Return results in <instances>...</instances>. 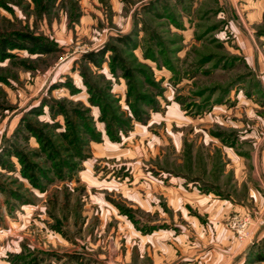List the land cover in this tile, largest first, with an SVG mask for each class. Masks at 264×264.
Returning <instances> with one entry per match:
<instances>
[{
    "label": "rangeland",
    "instance_id": "374dc122",
    "mask_svg": "<svg viewBox=\"0 0 264 264\" xmlns=\"http://www.w3.org/2000/svg\"><path fill=\"white\" fill-rule=\"evenodd\" d=\"M3 37L0 264H264V0H0Z\"/></svg>",
    "mask_w": 264,
    "mask_h": 264
},
{
    "label": "crops",
    "instance_id": "0c3cea01",
    "mask_svg": "<svg viewBox=\"0 0 264 264\" xmlns=\"http://www.w3.org/2000/svg\"><path fill=\"white\" fill-rule=\"evenodd\" d=\"M261 158H262V160H261L262 164L264 166V153L261 155ZM188 194L189 195H183L182 196L180 189H178V187H177L172 193V196H171L172 202L178 203L182 197L187 198V201L184 202V204H186V205H183L181 207V210L186 209L189 212L192 209H194L195 211L193 213L191 212L192 213L191 215H193L197 225L199 223L196 220L197 219L200 220L201 216L205 215L207 213L206 215H208V217L212 219V220L210 219V221L213 223V226H214L213 230H215V232H216V240L219 242V241H222L223 239H225L226 234H227L226 233L227 228L225 227V225L222 223V221L219 218L221 216V214H225V212L228 208L225 198L224 199L223 198L220 199V197L215 198L216 196H214L212 194V191L201 192L197 188L190 190L188 192ZM187 202H189V203H187ZM183 207H184V209H183ZM203 210L206 211V213H204ZM159 229L163 230L164 228L159 227ZM155 230L157 231L158 229L156 228ZM172 230H174V228ZM142 235H144V234H142ZM175 236L177 237L176 239L180 238L179 234H175ZM174 244H175V242H174ZM174 244L169 243L168 245H174ZM162 245H163V241H162ZM202 263L203 262H201V264Z\"/></svg>",
    "mask_w": 264,
    "mask_h": 264
},
{
    "label": "trees",
    "instance_id": "16d2710c",
    "mask_svg": "<svg viewBox=\"0 0 264 264\" xmlns=\"http://www.w3.org/2000/svg\"><path fill=\"white\" fill-rule=\"evenodd\" d=\"M16 36L19 39H22L24 41H27L29 43V46L25 49H28L32 53H49L54 50L51 43L48 41H45L42 37L37 36L33 33H23L18 32L16 33ZM17 40L11 39L9 37H3L0 39V61L3 59H6L9 57L10 52H8L9 49H15L18 48L19 44L16 42ZM94 52H90L86 54V57H89L94 60Z\"/></svg>",
    "mask_w": 264,
    "mask_h": 264
},
{
    "label": "built area",
    "instance_id": "2783aa9c",
    "mask_svg": "<svg viewBox=\"0 0 264 264\" xmlns=\"http://www.w3.org/2000/svg\"><path fill=\"white\" fill-rule=\"evenodd\" d=\"M241 224L244 225V223H241ZM241 224H240V225H241ZM240 225H239V226H240Z\"/></svg>",
    "mask_w": 264,
    "mask_h": 264
}]
</instances>
